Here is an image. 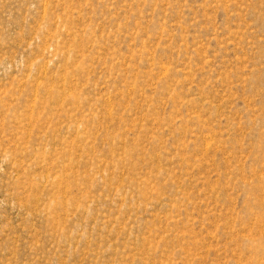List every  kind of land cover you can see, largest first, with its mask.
Segmentation results:
<instances>
[{
    "label": "rangeland",
    "instance_id": "1",
    "mask_svg": "<svg viewBox=\"0 0 264 264\" xmlns=\"http://www.w3.org/2000/svg\"><path fill=\"white\" fill-rule=\"evenodd\" d=\"M0 264H264V0H0Z\"/></svg>",
    "mask_w": 264,
    "mask_h": 264
},
{
    "label": "bare ground",
    "instance_id": "2",
    "mask_svg": "<svg viewBox=\"0 0 264 264\" xmlns=\"http://www.w3.org/2000/svg\"><path fill=\"white\" fill-rule=\"evenodd\" d=\"M166 71H167V70H166ZM166 73H167V72H166ZM163 74H164V73H163ZM163 74H162V75H163ZM110 112H111V111H110ZM110 112H109V115H110Z\"/></svg>",
    "mask_w": 264,
    "mask_h": 264
}]
</instances>
